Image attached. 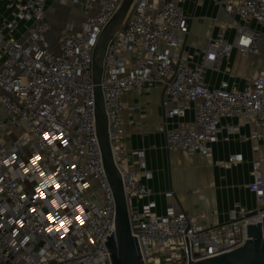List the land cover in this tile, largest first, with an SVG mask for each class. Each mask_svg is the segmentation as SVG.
<instances>
[{"label": "built area", "instance_id": "1", "mask_svg": "<svg viewBox=\"0 0 264 264\" xmlns=\"http://www.w3.org/2000/svg\"><path fill=\"white\" fill-rule=\"evenodd\" d=\"M14 1L15 11L0 20V264H111L106 240L115 231V202L96 135L92 52L122 0H56L79 5L86 17L61 28L55 50L45 41L49 0ZM182 2L137 0L103 61L109 142L144 264H187L232 251L247 240L246 225L264 215L259 162L252 164L247 185L258 206L230 210L228 220L213 227L175 203L157 211L142 151L138 170L128 168L122 96L153 82L170 99L197 103L186 128L165 131L167 148L211 157L227 116L254 120L262 133L250 138L264 140V71L246 78L241 88L225 80L212 88L204 82L205 72L220 71L233 49L258 53L261 32L245 24L264 28V0H218L240 22L231 41L220 27L198 62L181 48L189 32ZM178 112L172 108L166 115ZM227 131L238 132V126ZM240 159L230 156L228 162Z\"/></svg>", "mask_w": 264, "mask_h": 264}, {"label": "crops", "instance_id": "2", "mask_svg": "<svg viewBox=\"0 0 264 264\" xmlns=\"http://www.w3.org/2000/svg\"><path fill=\"white\" fill-rule=\"evenodd\" d=\"M218 0H183L182 8L189 17V32L181 48L192 55V60L202 59L204 51L220 27L226 28V39L231 41L234 26L240 22L236 15H229ZM17 2L0 0V20L15 11ZM51 32L59 35L61 28L70 20L80 23L86 17L79 5L67 1L65 4L49 0L46 4ZM251 29L264 30L256 22H249ZM261 32V31H260ZM258 53H241L233 49L223 62L220 71L207 70L204 82L216 87L221 80L230 86L241 88L248 77L264 71V33L258 42ZM121 113L124 135L121 143L129 170H138V152L143 153L145 169L151 171L146 179L156 201L157 211L175 203L189 216L196 217L205 227L220 225L228 220L230 210H254L258 203L248 190L254 162L260 163L264 178V140L250 138L252 133L262 132L254 120L244 117L222 118V131L212 144L211 157L185 150H171L166 146L165 131L186 128L194 118L197 103L185 99H170L165 96L163 86L153 82L141 92L127 91L122 96ZM172 108L177 114L166 115ZM228 126H238V132L229 133ZM228 136V139H225ZM240 155L236 162H228L230 156ZM172 191V197L166 196ZM264 205V200L262 202Z\"/></svg>", "mask_w": 264, "mask_h": 264}, {"label": "water", "instance_id": "3", "mask_svg": "<svg viewBox=\"0 0 264 264\" xmlns=\"http://www.w3.org/2000/svg\"><path fill=\"white\" fill-rule=\"evenodd\" d=\"M133 0H122L118 9L101 30L92 52V82L95 108V127L105 175L115 202V231L106 240L111 264H144L138 243L130 230L127 200L120 173L115 165L108 135L107 116L101 89L103 61L113 34L130 16ZM131 9V10H130ZM252 211L246 216L253 214ZM247 240L232 251L187 264H264V215L260 221L246 225Z\"/></svg>", "mask_w": 264, "mask_h": 264}, {"label": "rangeland", "instance_id": "4", "mask_svg": "<svg viewBox=\"0 0 264 264\" xmlns=\"http://www.w3.org/2000/svg\"><path fill=\"white\" fill-rule=\"evenodd\" d=\"M136 1L137 0H133V4L132 5H134L136 3ZM81 11H83V10L81 9ZM260 31L262 33H264V30H260ZM45 41L48 43V45L50 46V48L52 50H55V49H57L56 44L59 41V35H58V37L57 36H54L53 33L50 30L45 35ZM98 195H99V192H98V194L97 193H94V199H96L98 197Z\"/></svg>", "mask_w": 264, "mask_h": 264}]
</instances>
